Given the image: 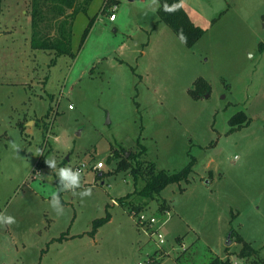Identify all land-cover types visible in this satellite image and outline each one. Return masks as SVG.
Here are the masks:
<instances>
[{
  "label": "rangeland",
  "instance_id": "374dc122",
  "mask_svg": "<svg viewBox=\"0 0 264 264\" xmlns=\"http://www.w3.org/2000/svg\"><path fill=\"white\" fill-rule=\"evenodd\" d=\"M104 1L76 16L73 55L58 57L25 46L32 0H0L14 30L0 38V213L16 219L0 225V264H264V0H184L206 30L192 48L159 0H116L114 21ZM199 79L209 90L195 99ZM239 113L248 125L233 127ZM150 163L192 167L148 201L135 174ZM62 167L92 196L61 191ZM241 238L257 254L241 257Z\"/></svg>",
  "mask_w": 264,
  "mask_h": 264
},
{
  "label": "trees",
  "instance_id": "16d2710c",
  "mask_svg": "<svg viewBox=\"0 0 264 264\" xmlns=\"http://www.w3.org/2000/svg\"><path fill=\"white\" fill-rule=\"evenodd\" d=\"M159 1L160 6L157 13L159 15L160 21L169 26L180 39L181 36H183L184 39L181 40L188 48L194 47L205 35L206 30L202 29L199 26H196L191 21L184 6L172 12L165 10V5L172 6L174 4H180L181 0ZM90 2L91 0H32V49L55 51L58 57L62 55L72 56V36L74 21L79 13L83 11L85 12L87 10ZM114 2L116 3V0H112L113 4ZM94 22L95 19H92L85 31L83 40H85L90 33ZM202 89L209 90L207 84H205L202 79H199L196 82V89L194 88L190 91V93L195 99H200L203 94L201 92ZM246 120V115L244 113H239L235 118L231 119L230 123L233 127L241 128L244 125H248V122ZM133 158L138 157L133 156ZM121 165L123 164H121L120 162L117 166L119 170H122ZM191 167L192 166H189L180 172L170 173L165 170H158L156 164L150 163V165L145 168L144 173L140 174V176L138 170H136V182L137 178L140 177L144 183L139 192V195L143 198H147L148 201H152L155 199L158 200L157 196H159L165 188H167L171 184L179 183L182 180H187L188 175L191 171ZM103 176L105 175L103 174ZM127 197L121 198L117 202L123 207H132V209L135 210L132 211L130 209V211L134 212L135 216H138L139 212H141L142 210V207H137L129 204ZM161 207L165 208V202L162 203ZM240 242L243 243V248L240 253L241 257H245L246 255L252 253L257 254L256 249L250 243H247L243 238L240 239ZM159 263L160 262L155 261V264ZM210 264L232 263L230 262V259L222 260L220 258H215Z\"/></svg>",
  "mask_w": 264,
  "mask_h": 264
},
{
  "label": "clouds",
  "instance_id": "9594fccd",
  "mask_svg": "<svg viewBox=\"0 0 264 264\" xmlns=\"http://www.w3.org/2000/svg\"><path fill=\"white\" fill-rule=\"evenodd\" d=\"M183 6L184 0H181L180 4H174L172 6L165 5V10L172 12ZM181 39H184L183 36H181ZM11 147L18 151V146L16 144L13 143ZM46 163L51 169H56L57 167L55 159L46 160ZM56 174L59 178V187L61 191H70L74 196H79L82 202L85 198L92 196V189L83 187L82 172L79 169L74 170L71 167H62L58 169ZM78 189L83 190L77 191ZM50 207L57 216L64 215V207L61 203L59 192H54L51 194ZM15 223V217L0 213V225L11 226Z\"/></svg>",
  "mask_w": 264,
  "mask_h": 264
},
{
  "label": "crops",
  "instance_id": "0c3cea01",
  "mask_svg": "<svg viewBox=\"0 0 264 264\" xmlns=\"http://www.w3.org/2000/svg\"><path fill=\"white\" fill-rule=\"evenodd\" d=\"M145 1V0H144ZM26 13V12H25ZM27 15H28V13H27ZM4 22L2 21V23H0V38L1 37H4V36H7V35H11L12 33H14V30H12L10 27H11V24L10 23H8V24H6V23H4ZM31 27V28H30ZM26 26V29L24 30L25 31V33H26V37H25V39H27L26 40V42H25V46L27 47V48H29V47H31V37H32V18H31V26ZM24 45V44H23ZM31 49H32V47H31ZM34 50V49H33ZM103 174L104 173H101L100 174V177H103ZM119 204V203H118ZM120 206V205H119ZM244 239V238H243ZM245 240V239H244ZM242 243V242H241Z\"/></svg>",
  "mask_w": 264,
  "mask_h": 264
},
{
  "label": "built area",
  "instance_id": "2783aa9c",
  "mask_svg": "<svg viewBox=\"0 0 264 264\" xmlns=\"http://www.w3.org/2000/svg\"><path fill=\"white\" fill-rule=\"evenodd\" d=\"M109 1H111V0H105L104 1V4H106V6L108 5V2ZM103 7V6H102ZM117 9H118V5H114V4H112L111 5V9H109V10H111L112 11V13H111V15H110V19H111V21H114L115 19H116V14H115V12L117 11ZM96 168L97 169H103L104 168V163H102V162H100V163H98L97 164V166H96ZM134 215H135V213H134ZM139 216V215H138ZM140 219H141V221H142V224H146V226H147V228L148 229H150V225H153L152 223H154L155 222V218H152V219H148L150 222L148 223L147 221V219L142 215L141 217H140ZM151 223V224H150ZM154 234L156 235V233L154 232ZM157 236H158V238L160 239H158V241H160L162 244L165 242L164 241V238H163V235L162 234H157Z\"/></svg>",
  "mask_w": 264,
  "mask_h": 264
},
{
  "label": "water",
  "instance_id": "95a60500",
  "mask_svg": "<svg viewBox=\"0 0 264 264\" xmlns=\"http://www.w3.org/2000/svg\"><path fill=\"white\" fill-rule=\"evenodd\" d=\"M230 240V239H229ZM230 243V242H229Z\"/></svg>",
  "mask_w": 264,
  "mask_h": 264
}]
</instances>
